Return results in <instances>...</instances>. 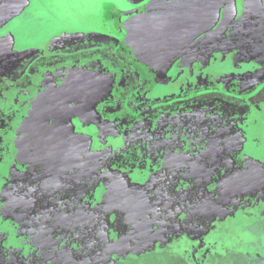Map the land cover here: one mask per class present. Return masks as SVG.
<instances>
[{
    "label": "rangeland",
    "instance_id": "obj_1",
    "mask_svg": "<svg viewBox=\"0 0 264 264\" xmlns=\"http://www.w3.org/2000/svg\"><path fill=\"white\" fill-rule=\"evenodd\" d=\"M108 2L0 0V135L7 134L0 137V264H264V162L214 173L219 153L208 137L218 128H210V116L198 117L207 130H192L189 104L149 100L151 79L175 83L172 90L187 86L184 66L162 81L154 67L115 53L100 66L116 72L106 77L108 71L96 70L99 57L84 58V69L95 72L79 71L70 87L77 91L81 76L100 81L93 96L99 103L60 99L51 115L45 108L61 92L60 69L76 68L72 59L80 57L64 40L99 28L94 17ZM243 6L240 20L264 28V0ZM30 70L48 80L32 85L39 73L26 75ZM135 80L146 82L135 87L145 86L143 92L118 95ZM203 147L207 153H189ZM242 197L251 202L241 206Z\"/></svg>",
    "mask_w": 264,
    "mask_h": 264
},
{
    "label": "flooded vegetation",
    "instance_id": "obj_2",
    "mask_svg": "<svg viewBox=\"0 0 264 264\" xmlns=\"http://www.w3.org/2000/svg\"><path fill=\"white\" fill-rule=\"evenodd\" d=\"M113 1L115 2L112 3L111 0V2L106 4L102 3L108 10L94 17L96 23H99V28L88 30L87 33L84 31L78 37L74 36L75 33H72L73 37L70 36V39L64 40L65 43L63 47L66 43V45H72L71 49L76 46L73 52L80 57L72 59L73 62H71V66L74 64V66H77L76 68L70 67L64 70L60 69L59 75H62L61 81L64 78L65 80L62 83V88L60 87L61 94L58 93L56 99L52 101V104H48L50 107L47 105L45 106V108L52 111L50 115L53 113V108L51 106L60 102V99L62 104L99 103L98 96L95 98L93 96L99 89L100 81L91 83L86 77L83 78V76H81L78 80V90H73L70 87L72 83L71 77L76 75L79 71L83 70L88 75H93L95 72V69H84V58H86L87 63H93L92 60H95V57H99L102 63H96V70L100 68L104 73L108 71L109 75H103L106 77H111L110 74H115L116 72L113 69H103L100 66L102 65L104 67L103 61L112 59L115 53L118 60L131 63L133 58L136 59L137 66H140V68L142 65L154 67V69L160 73L157 77L162 81L171 76V74L178 75L177 72L181 70V66H184L182 69L183 74L186 75L184 78H190V80L184 81L187 86L184 85L176 90H172L170 87L175 83H168L166 85L159 80L156 82L154 79H151L152 84H150V90L148 92V94H150L149 100L152 101L153 104H189V108L192 109L193 112L185 117V119L188 120L187 125L189 128L191 127L192 130L194 128L207 130V128H209V123H206V121L198 117L204 118L206 115L210 116L213 122L210 128H218V130L211 129L212 131L208 137L217 142L216 151L219 153L217 161H213L214 173L218 172L222 174L223 172H229L233 170L230 169L232 166H235L234 170L241 169L243 166H246L244 162H247V160L250 162L253 160L255 161V158L264 162V156L258 158L253 155L254 153L258 155H261V152L264 153V142L255 141L253 144L257 136L264 137V33L263 35L260 33V30H264V28L258 26L261 23L255 20H240L244 13V0H235V7L233 6L232 10L230 9L231 13L224 21L223 27L213 34L208 35L197 45L194 44L193 47L189 48L181 55L169 70L156 66L138 51L133 42V32L126 22L131 18L130 14L146 12L157 3L166 2L167 4H172L182 1ZM127 14H129V16ZM126 15L128 17H126ZM109 26L112 27V33H110ZM259 36H261V39ZM126 37L128 38L127 44L124 40ZM248 39L249 42H246ZM55 44L56 43L48 45L44 51L53 48ZM260 50L262 52H258ZM191 55H193L191 58L193 60L192 64L187 65L186 59ZM183 59L184 61L181 62ZM67 64H69V62L65 63V65ZM65 65H61L59 68L65 67ZM226 65H229L228 69L224 68ZM243 67L246 68L241 70ZM174 69L176 70L175 72ZM37 72L39 74L35 80L32 79V85L40 83L41 85L45 84L48 79L44 78L38 70H30L29 74L26 75L32 76L37 74ZM188 72H190V74H188ZM136 82H139V84L133 85V87L129 85L121 88L119 90L120 92H117L118 95L120 96L122 94L121 92H123V94H128L130 90L134 92H143L145 86L141 85L140 90L135 89V87H139L140 83L146 82L141 80ZM158 88L164 91L165 97H157ZM171 95H173V97L175 95V99L169 100L172 98ZM80 97L84 99L82 100ZM225 104L232 105L233 107L222 112L220 108L218 110L215 109ZM114 115L115 114L112 116L114 117ZM190 117H197L199 120L197 121L195 120L196 118ZM185 119L180 118L177 121L181 120L180 123L186 124ZM232 125L236 127L231 130L223 131L225 127L230 128ZM6 135V133H1L0 137ZM196 138L197 135L195 134L193 139ZM195 150H190L189 153L192 152L197 155L206 152L204 147L200 148L199 151L197 149ZM245 150L248 151L245 152ZM239 161H241V163H239ZM30 173L34 174L35 172L33 173L32 170ZM84 183L86 182L83 181L82 184ZM90 183L94 185L95 181L93 183L92 180L89 184ZM103 183L104 185L109 184L110 180ZM112 183H115L112 185L114 188H117V192L121 190L118 182L112 181ZM100 188L102 187H98V189ZM100 192L101 190L99 193ZM243 198L244 197H242L240 201L241 206L251 202L250 200L245 204L247 199V197H245V202L242 203ZM115 201H119L118 196L115 198ZM260 203L262 202H258V204ZM63 260L64 258L62 261Z\"/></svg>",
    "mask_w": 264,
    "mask_h": 264
},
{
    "label": "water",
    "instance_id": "obj_3",
    "mask_svg": "<svg viewBox=\"0 0 264 264\" xmlns=\"http://www.w3.org/2000/svg\"><path fill=\"white\" fill-rule=\"evenodd\" d=\"M233 6L235 0L157 3L146 12L130 14L126 24L138 51L156 66L169 70L194 44L220 30Z\"/></svg>",
    "mask_w": 264,
    "mask_h": 264
}]
</instances>
